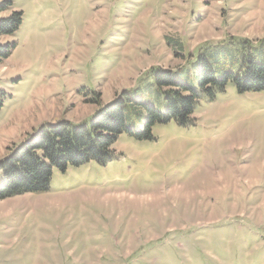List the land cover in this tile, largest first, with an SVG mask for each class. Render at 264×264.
<instances>
[{
  "label": "rangeland",
  "instance_id": "374dc122",
  "mask_svg": "<svg viewBox=\"0 0 264 264\" xmlns=\"http://www.w3.org/2000/svg\"><path fill=\"white\" fill-rule=\"evenodd\" d=\"M12 10L23 22L0 37L16 44L0 59V160L44 124L89 126L125 90L165 112L152 69H182L196 88L201 55L218 79L264 63V0H14ZM193 119L155 126L152 141L124 133L106 165L54 169L48 191L0 200V264H264V91L230 82L213 100L201 94Z\"/></svg>",
  "mask_w": 264,
  "mask_h": 264
},
{
  "label": "trees",
  "instance_id": "16d2710c",
  "mask_svg": "<svg viewBox=\"0 0 264 264\" xmlns=\"http://www.w3.org/2000/svg\"><path fill=\"white\" fill-rule=\"evenodd\" d=\"M13 5L14 0H0V37L16 33L23 22V12L12 10ZM15 48L16 44H0V59H8ZM199 63L196 88L178 78L182 69L151 70L153 85L164 98L165 112L154 104L136 101L134 92L125 90L111 103L101 105L89 126L67 120L42 125L20 145L10 148L8 155L0 160V172L4 177L0 200L48 191L54 169L66 172L92 161L106 165L115 154L114 145L124 133L137 140L152 141L157 125L172 121L181 127L191 125L199 96L206 94L213 100L219 92L226 91L230 82L240 94L264 91V63L249 60L241 74L226 73L221 79L216 77L206 56L201 55ZM95 95L93 103L100 105L101 94ZM4 102L5 92L0 90V110ZM130 111L133 117L140 119L142 129L128 128Z\"/></svg>",
  "mask_w": 264,
  "mask_h": 264
}]
</instances>
